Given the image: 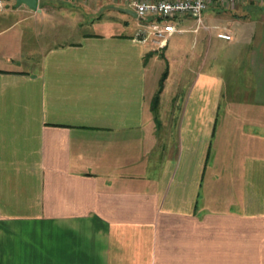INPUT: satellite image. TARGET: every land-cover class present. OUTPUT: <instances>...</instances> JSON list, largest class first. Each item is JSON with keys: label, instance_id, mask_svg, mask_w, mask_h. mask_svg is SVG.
<instances>
[{"label": "crops", "instance_id": "0c3cea01", "mask_svg": "<svg viewBox=\"0 0 264 264\" xmlns=\"http://www.w3.org/2000/svg\"><path fill=\"white\" fill-rule=\"evenodd\" d=\"M2 1L0 264H264V1L179 18L218 27L250 69L222 141L225 76L199 69L178 116L159 111L170 72L148 88L155 50L124 0H70L86 6L72 28L94 30L34 44L17 12L37 7Z\"/></svg>", "mask_w": 264, "mask_h": 264}, {"label": "rangeland", "instance_id": "374dc122", "mask_svg": "<svg viewBox=\"0 0 264 264\" xmlns=\"http://www.w3.org/2000/svg\"><path fill=\"white\" fill-rule=\"evenodd\" d=\"M4 1L11 5L14 4L13 0ZM85 7L83 4L73 3L70 0H39L35 11L27 9L26 12L20 11L17 14L19 17H24L22 24L27 23V38L30 44H34L35 40L42 39L47 42L64 41L78 37L80 32L94 30V26L88 24L84 28H72L71 26L72 21L67 12L72 13L75 9L84 11ZM108 10H111L114 15L107 19L119 22L126 20L129 27L136 22L134 16L117 11L103 2L101 13L104 15ZM173 21L176 26L186 29L173 33L168 38L166 47L154 49L153 56L155 57L148 56L146 58L148 88L154 89L158 86L161 72L165 69L169 70L170 74L164 85L166 91H163L161 96L159 111L165 112L172 118L178 116L184 95L196 71L203 69L224 75L225 85L220 98L216 137L220 141L227 140L224 129L231 126L224 124L223 119L243 118L245 111L243 110V98L249 94L240 91L244 89L243 86L246 84L250 69L246 66L245 61H239L238 55L241 53L232 46L230 41L216 37L218 27L210 28L212 33L210 40L209 34L204 31L203 26L198 32L193 31L192 27L196 23L195 18L191 17L186 21L173 19ZM96 28L107 29L103 25H97ZM109 30H113V27ZM36 33L38 36L35 35ZM151 93L147 94L149 101L153 100ZM262 111L264 112V110Z\"/></svg>", "mask_w": 264, "mask_h": 264}, {"label": "built area", "instance_id": "2783aa9c", "mask_svg": "<svg viewBox=\"0 0 264 264\" xmlns=\"http://www.w3.org/2000/svg\"><path fill=\"white\" fill-rule=\"evenodd\" d=\"M239 1L245 0H124L139 19L134 31V38L140 42L148 43L151 49L163 48L168 38L174 32H181L184 28L176 26L173 19L191 15L201 22V14L210 4L220 2L234 6ZM263 2L264 0H255ZM3 1L0 0V11ZM218 36L229 38L230 34L219 31Z\"/></svg>", "mask_w": 264, "mask_h": 264}, {"label": "water", "instance_id": "95a60500", "mask_svg": "<svg viewBox=\"0 0 264 264\" xmlns=\"http://www.w3.org/2000/svg\"><path fill=\"white\" fill-rule=\"evenodd\" d=\"M16 4H20V3H25L27 4L30 8L32 9H36L37 4H38V0H15ZM129 12L133 13L134 15H136V12L133 9H126Z\"/></svg>", "mask_w": 264, "mask_h": 264}, {"label": "trees", "instance_id": "16d2710c", "mask_svg": "<svg viewBox=\"0 0 264 264\" xmlns=\"http://www.w3.org/2000/svg\"><path fill=\"white\" fill-rule=\"evenodd\" d=\"M166 74H167V70L165 69V70L162 72V75H161V78H160L159 89H161V87H162L163 80H164ZM158 100H159V94L157 93V94L155 95L154 100H153V103H152V108H153L154 110L157 108Z\"/></svg>", "mask_w": 264, "mask_h": 264}]
</instances>
